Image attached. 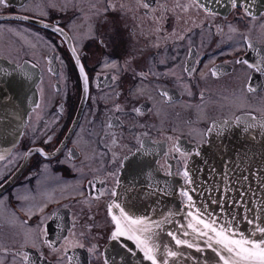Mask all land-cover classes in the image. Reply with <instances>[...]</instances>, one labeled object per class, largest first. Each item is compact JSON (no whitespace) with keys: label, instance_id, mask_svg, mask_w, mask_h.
I'll use <instances>...</instances> for the list:
<instances>
[{"label":"flooded vegetation","instance_id":"af4514ba","mask_svg":"<svg viewBox=\"0 0 264 264\" xmlns=\"http://www.w3.org/2000/svg\"><path fill=\"white\" fill-rule=\"evenodd\" d=\"M176 2L151 0L150 15L137 0H112L117 11L108 9L109 0H7L0 6V57L30 60L39 72L37 101L0 160V264H69V257L71 264H105L114 226L107 204L121 162L141 145L158 143L159 169L184 183L185 162L214 122L264 116V74L237 63L264 57V10L183 12ZM44 24H59L66 36ZM76 55L88 75L87 93ZM174 145L188 155L174 152ZM35 148L50 155L24 158Z\"/></svg>","mask_w":264,"mask_h":264},{"label":"water","instance_id":"95a60500","mask_svg":"<svg viewBox=\"0 0 264 264\" xmlns=\"http://www.w3.org/2000/svg\"><path fill=\"white\" fill-rule=\"evenodd\" d=\"M202 3L207 9L220 11L231 6V0H202ZM249 4L252 14L264 10V0H249ZM18 65H24L32 74L31 79L22 76ZM33 65L29 60L11 62L0 57V153L4 156L19 140L28 120V112L37 100L39 72L37 66ZM250 117L237 115L239 124L236 118L222 120L228 122L222 134L216 129L208 131L206 141L197 147L199 155L195 153L185 162L193 180L191 187L196 189L195 193H190L196 207L205 209L206 215L219 217L221 222L225 217H234L235 226L245 233L251 228L243 219L245 209L249 218L259 216L260 221L264 222V211L261 210L264 206V128L245 130ZM257 118L264 119V116ZM158 150V143L149 142L130 154L118 176L119 184L115 187L117 196L111 200L121 202L125 210L135 217L162 220L173 213L169 222L158 231L157 242L162 248L177 247L167 235L168 231L203 246V240L198 241L194 234L182 235L179 225L187 224L188 218L186 201H182L180 191L189 186L178 175L174 177L160 172L156 162ZM213 200L218 203H212ZM113 229L114 226L111 231ZM187 231L191 232V229ZM124 244L133 252H127L108 238L103 249L108 264H150L135 248L133 241L124 239ZM179 251L185 255L175 264H218L215 253L210 249L199 252L195 248L182 246Z\"/></svg>","mask_w":264,"mask_h":264},{"label":"snow or ice","instance_id":"6c2138e0","mask_svg":"<svg viewBox=\"0 0 264 264\" xmlns=\"http://www.w3.org/2000/svg\"><path fill=\"white\" fill-rule=\"evenodd\" d=\"M137 3L144 9L149 10L147 13H145L146 15H150L154 11V8L151 6V0H148V2H146V0H137ZM0 6L6 7L7 0H0ZM52 6L54 7L55 5ZM237 6L242 7L245 14H252L249 0H231V7L236 8ZM161 7L165 12L168 11L165 6L161 5ZM124 8L125 5L121 4L120 9ZM175 8H179L183 12H188L192 8L203 9L205 12L209 11L202 3V0H189V2L185 4H181L179 0H177ZM108 9L117 11V6L116 4L112 3V0H109ZM127 10L131 11L130 8ZM42 14L46 15V13ZM44 27L51 28L54 32L62 36H66L64 28L60 27L59 24H44ZM159 30L160 29L158 28L157 31ZM178 38L183 39L184 37L180 36ZM68 42L71 44V39H69ZM100 43L101 45H104V41L101 40ZM247 47L252 48L253 45L248 43ZM71 51L73 54L76 53L75 46L72 47ZM75 62L79 66V73L82 77L84 91L87 93L88 75L83 64L80 63V58L78 55L75 56ZM237 63L246 65V67L252 70L254 73L264 74V57H261L258 62H249L248 60L241 59L237 60ZM49 64H51V60H49ZM107 66L108 64L105 63V67ZM112 66L115 67L116 65L113 64ZM17 67L21 70V74L25 79H31L32 74L27 71V69H25L24 65H18ZM32 67H36V65H33ZM49 71L51 72L53 69L49 67ZM141 75L143 74L141 73ZM212 75H216L215 69L212 71ZM113 79H115V77H113ZM247 90L249 92L255 91L251 84L247 86ZM37 107H39V105H37ZM121 110V106L116 105L115 111ZM134 111L139 112V109H134ZM236 123H240V118H236ZM227 124V121H222L219 124L214 122L212 128L209 129V132L213 131V129H216L222 134L223 127H226ZM111 126L112 125L109 124V127ZM257 127L264 128V119L251 116L250 121L246 124L245 130L256 129ZM168 139L171 140L172 138L169 137ZM51 141L52 137L50 136L45 141V143H50ZM115 142L116 141L113 140V143ZM141 146L143 147V145ZM172 150L174 152L180 153L181 155H188L187 153L182 152L178 145H174ZM56 151H59V149ZM33 153H39L45 158L50 155L49 153L45 152L43 148H35L30 149L28 153H25L24 158H27ZM196 154L199 155V152ZM69 155H71V153ZM4 159V154L0 153V160ZM121 167H123V162H121ZM168 175H175V173L169 171ZM181 175L183 177L184 183L189 186L188 188H184L180 191V195L186 200V216L188 218V222L187 224H180L179 228L182 230L183 236L186 237L194 234L198 241L203 240V246H201V244L198 242L182 239L179 235H177V233L173 231H168L167 235L171 237L172 241H174L177 247L175 249L171 246H164L162 248L161 244L157 242L158 231L163 229L164 225L169 222V218L174 214L169 213L168 216L164 217L162 220H152L147 217H135L126 211L121 202H118L116 199L109 201L107 204L108 215L111 218V223L114 225V229L111 231L109 239L120 244L129 253L133 252V249L128 248V246L124 244V239L133 241L135 248L139 249L143 255V258L149 261L150 264H170V262L171 264H175V261L182 259L185 255L183 252L179 251V248L182 246H186L190 249L195 248L199 252H203L205 248L210 249L213 253H215L218 264H264V222L260 221V217L255 216L249 218L247 215L248 210L245 209V215L243 216V219L248 225H251L250 230L245 233L235 226L234 217L232 219L225 217L223 222H221L219 217L211 214L206 215L205 209L196 207L193 195L190 194L195 193L196 189L191 187L193 180L187 167H185V170ZM100 183L104 182L100 181ZM118 184L119 181L117 180V185ZM102 195H104V191H100L96 198H99V196ZM110 195L112 197L117 196L115 189L111 190ZM212 203L218 202L213 200ZM261 210L264 211V206H262ZM187 229H191V232L187 231ZM45 243L49 248H53L54 251L60 250L56 248L51 241L46 240ZM64 243L65 245H72V242L68 239H65ZM76 246L82 247L83 245ZM33 247H35L34 244ZM93 247L95 248V246ZM65 254H67L66 249ZM23 259L28 261L29 257L26 253L23 256ZM71 260L72 258L69 257V264H71ZM105 264H108L107 257L105 258Z\"/></svg>","mask_w":264,"mask_h":264},{"label":"bare ground","instance_id":"6f19581e","mask_svg":"<svg viewBox=\"0 0 264 264\" xmlns=\"http://www.w3.org/2000/svg\"><path fill=\"white\" fill-rule=\"evenodd\" d=\"M222 10H228V8H225V9H222ZM27 61V60H26ZM30 61V60H29ZM11 62H13V61H11ZM38 97V96H37ZM37 101V100H36ZM127 159V158H126ZM157 159V158H156ZM158 164V163H157ZM160 172H161V170H160ZM162 173V172H161ZM163 174V173H162ZM164 175V174H163ZM173 176V175H172ZM175 177V176H174Z\"/></svg>","mask_w":264,"mask_h":264},{"label":"rangeland","instance_id":"374dc122","mask_svg":"<svg viewBox=\"0 0 264 264\" xmlns=\"http://www.w3.org/2000/svg\"><path fill=\"white\" fill-rule=\"evenodd\" d=\"M30 111V110H29Z\"/></svg>","mask_w":264,"mask_h":264}]
</instances>
